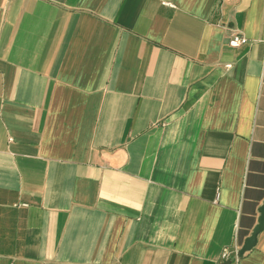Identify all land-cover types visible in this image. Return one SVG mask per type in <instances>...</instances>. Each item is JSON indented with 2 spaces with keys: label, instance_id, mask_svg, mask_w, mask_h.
I'll list each match as a JSON object with an SVG mask.
<instances>
[{
  "label": "crops",
  "instance_id": "obj_1",
  "mask_svg": "<svg viewBox=\"0 0 264 264\" xmlns=\"http://www.w3.org/2000/svg\"><path fill=\"white\" fill-rule=\"evenodd\" d=\"M0 264H264V0H0Z\"/></svg>",
  "mask_w": 264,
  "mask_h": 264
},
{
  "label": "built area",
  "instance_id": "obj_2",
  "mask_svg": "<svg viewBox=\"0 0 264 264\" xmlns=\"http://www.w3.org/2000/svg\"><path fill=\"white\" fill-rule=\"evenodd\" d=\"M247 41L248 39L237 31H234L231 37L229 38V44L233 47H239L242 44L246 43ZM227 66L232 67V64H228ZM230 253L231 251L225 250V252L223 253V257L227 258L230 255Z\"/></svg>",
  "mask_w": 264,
  "mask_h": 264
},
{
  "label": "water",
  "instance_id": "obj_3",
  "mask_svg": "<svg viewBox=\"0 0 264 264\" xmlns=\"http://www.w3.org/2000/svg\"><path fill=\"white\" fill-rule=\"evenodd\" d=\"M247 248L243 249V250H246Z\"/></svg>",
  "mask_w": 264,
  "mask_h": 264
}]
</instances>
